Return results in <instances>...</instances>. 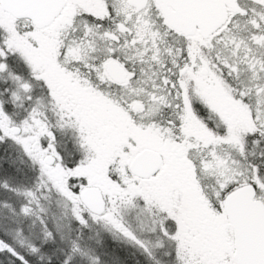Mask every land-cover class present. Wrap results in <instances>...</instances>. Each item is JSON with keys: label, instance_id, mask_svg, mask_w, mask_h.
I'll list each match as a JSON object with an SVG mask.
<instances>
[{"label": "snow or ice", "instance_id": "snow-or-ice-1", "mask_svg": "<svg viewBox=\"0 0 264 264\" xmlns=\"http://www.w3.org/2000/svg\"><path fill=\"white\" fill-rule=\"evenodd\" d=\"M0 264H264V0H0Z\"/></svg>", "mask_w": 264, "mask_h": 264}]
</instances>
